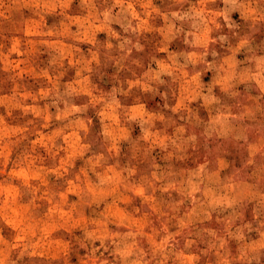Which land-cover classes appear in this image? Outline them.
<instances>
[{"label":"rangeland","instance_id":"obj_1","mask_svg":"<svg viewBox=\"0 0 264 264\" xmlns=\"http://www.w3.org/2000/svg\"><path fill=\"white\" fill-rule=\"evenodd\" d=\"M112 3L63 0L44 9L38 0H0V235L6 242L0 264H220L214 236L264 224V207L255 205L247 218L214 212L204 218L202 201L229 202L204 187L208 169L200 153L191 167L173 166L195 151L172 146L184 126L162 122L159 113L146 116L137 103L143 93L132 87L172 65L182 68L191 55L198 62L186 77H164L175 90L173 111L207 112L198 123L209 135L221 131L229 113L257 112L264 128V58L245 59L243 51L238 57L245 41L229 34L221 42L214 26L205 42L199 18L165 22L146 15L144 0H129L125 19ZM163 3L152 0L154 7ZM259 35L264 49V30ZM114 85L131 88L126 103L134 123L106 106ZM158 103L159 97L150 101V110ZM214 164L216 176L227 167L219 157ZM26 185L33 193L27 199L19 195ZM17 223L31 228V247ZM228 244L234 255L235 241ZM129 245L126 262L111 254Z\"/></svg>","mask_w":264,"mask_h":264},{"label":"clouds","instance_id":"obj_2","mask_svg":"<svg viewBox=\"0 0 264 264\" xmlns=\"http://www.w3.org/2000/svg\"><path fill=\"white\" fill-rule=\"evenodd\" d=\"M42 3L43 8H58L62 5L63 0H38ZM119 7L117 17L127 18L129 13V0H113L112 7ZM143 7L145 13L151 16L162 18L165 22L179 21L181 23L193 21V18H199L202 25V38L208 42L209 34L215 29L218 30L217 40L223 42L224 37L231 36L236 39H243L245 44L237 53L239 57L244 52V58L256 57L264 58V49L258 41L261 39L260 32L264 30V0H164L162 6L154 7L152 0H144ZM112 8H107L102 15L105 17L110 13ZM138 19V17H137ZM239 21V23L237 22ZM227 29V32L224 31ZM174 42V41H173ZM215 42V41H212ZM138 52L143 53L144 47L141 45ZM164 51H167L165 49ZM208 53H205V57ZM213 57L217 56V51L211 53ZM155 57L153 58V60ZM185 63L182 68L176 65L170 66V70L160 73L156 76H146L141 82L133 83L132 87L139 88L143 97L138 98L137 103L141 104L145 115L148 112L159 113L160 120L164 123L171 119L176 125H183L184 132H178L174 148L179 147L180 151L189 148L195 149L192 156L186 160L172 162L174 167H191L192 157L200 153L204 158L205 166L208 169V177L204 178V187H212L217 191L221 199L228 201L220 207H212L210 202L202 201L207 204L205 219L210 220L208 212H214L219 216L235 214L236 219L241 215L245 218L249 213L247 209L255 205L264 207V128L258 126L260 117L254 112L251 117L245 114L232 115L231 113L224 116L218 125L221 131L209 135L204 129V123L208 119V113L197 109L195 114L177 108L173 111L175 90L170 87L169 82L164 79L165 76L173 80L182 79L187 76L185 71L189 66H195L198 62L193 56L184 57ZM151 62H149L150 65ZM123 71V69H121ZM123 78H121L122 80ZM131 88L124 91L123 86L117 90L115 85L109 94L106 106L120 108L122 116L134 123L129 116V106L127 99L131 95ZM213 89L208 88L211 94ZM157 97L163 101L158 103V110H150L149 102L156 101ZM220 102V101H219ZM195 103V101H193ZM87 106L83 109L75 108L77 112L86 111ZM207 117V119H203ZM227 127V135L222 130ZM190 129V131H188ZM134 131V129H133ZM259 137V139H257ZM225 141L228 147L225 150ZM235 153V155H233ZM222 158L226 161L227 167L219 171V176L214 175L215 160ZM170 163V161H160L157 163ZM197 163L201 161L197 159ZM22 161L17 162L19 167ZM211 177V179H209ZM227 178V179H225ZM32 189L30 186H23L19 189V195L27 199L31 196ZM194 195V194H193ZM37 211V210H34ZM260 213L257 212V216ZM32 214L24 218L30 221ZM20 228L19 223L16 225ZM35 225H32L34 227ZM20 233L25 237L24 246L31 247V240L27 237L31 234V228L28 223L24 228H20ZM100 239V247L104 251L108 249L104 246L103 236L96 237ZM235 241V254H230L228 241ZM0 243H6L3 235H0ZM113 243H116L113 240ZM213 243L220 259V264H261L264 260V224L257 229L253 223L243 224L235 233L225 232L223 235L213 237ZM132 245L125 248H115L111 253L119 262H126L127 257L132 255ZM221 251L223 255H221ZM142 255V254H141ZM107 264V261L104 262Z\"/></svg>","mask_w":264,"mask_h":264}]
</instances>
